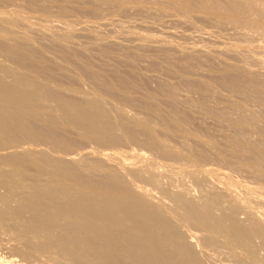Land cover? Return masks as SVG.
I'll list each match as a JSON object with an SVG mask.
<instances>
[{
    "label": "bare ground",
    "instance_id": "6f19581e",
    "mask_svg": "<svg viewBox=\"0 0 264 264\" xmlns=\"http://www.w3.org/2000/svg\"><path fill=\"white\" fill-rule=\"evenodd\" d=\"M160 1L174 13L200 14L212 22L224 21L264 35V0ZM145 2L0 0V233L20 245L15 251L34 258L45 256L55 264H206L205 252L213 246L228 249L230 254L224 253L233 264H264V124L259 125L255 140L239 129L222 139L195 125L187 129L191 116L177 105L181 101L174 98L176 86L177 91L166 81L156 87L169 97V103L163 98L167 111L156 105L155 95L145 93L140 111L145 116L128 117L124 103L131 106L138 101L129 95L135 85L126 75H102L89 56L96 38L102 42H98L99 52L95 48L98 53L107 55L111 43L95 31L96 42L89 40L91 46L78 42L73 22L63 20L64 14L69 16L79 8L87 18L97 19L101 6L141 7ZM84 3L89 6L84 8ZM50 19L62 25L51 24ZM113 46L111 51L116 53ZM183 57L186 70L195 72L203 64L228 94L236 91L242 99L264 104V79L249 74L251 68L242 65L248 63L239 54L238 64L226 60L221 66L209 55L202 56L203 60L190 54ZM72 67L78 69L75 75L71 74L74 69L68 72ZM80 82L97 87L104 98H115L121 106L113 99L117 105L109 106L111 98L105 102L93 89L82 92ZM205 86L196 87L202 96L211 90ZM192 105L198 112L203 102ZM251 116H241V125L258 121ZM96 148L106 150L101 156L97 150L96 157ZM82 150L84 154L79 155ZM175 169L179 171L176 180L172 178ZM215 172L221 178H214ZM184 176L191 179L189 185H178ZM152 191L161 202L152 199ZM12 259L8 260L16 261Z\"/></svg>",
    "mask_w": 264,
    "mask_h": 264
},
{
    "label": "rangeland",
    "instance_id": "374dc122",
    "mask_svg": "<svg viewBox=\"0 0 264 264\" xmlns=\"http://www.w3.org/2000/svg\"><path fill=\"white\" fill-rule=\"evenodd\" d=\"M145 1H147L148 3L145 2L143 4V6H141V7L140 6H137V5L134 6V4H133V6H132V4H130V5L127 4L128 6L125 5V6H122V8L121 7H118V9L117 8L116 9L111 8L112 6L111 7L109 6L110 7L109 9H108L107 6H104L105 7V9H104V7L101 6V9L100 10L101 11H104V12H101L100 11V15L101 16L98 15L97 19L87 18L86 14H85V12L83 11L82 8H79V10L77 9L76 11H74L72 13L69 12V16L67 15V13H66L67 16L65 14L63 15L64 16V19L63 20H67L68 19L69 22H70V20H71V22H73L72 24H73V27L75 28L74 29L75 30L74 32H76L75 35L78 36V38H77V41L78 42L81 41L85 45L88 44L89 40H90L91 43H95L96 41H97L96 43L100 42L99 40H97V38H96V41H95L94 40L95 39L94 36L92 37V31L93 32L95 31V32H98V34L101 35V36H106L105 38L104 37H102V38H103V40L106 41L107 44L109 42L111 43V44L109 43L110 44L109 46L115 45V46H113V49L115 48V49L118 50L116 53H115V50L114 51H111L112 50V48H111L112 46H111L110 47L111 49L110 48L108 49L109 50V53H105V51H104V53L107 54V55H104L102 53L103 51L100 52V53H98L100 51V47L98 46V45H100L99 43L98 44L95 43V47H93L94 45L92 44L91 50L92 49H94V50H93V52L91 51L92 53L91 52L89 53L90 54L89 56L90 57H93L92 58L93 59L92 61H96L94 63H96L95 65L97 67L94 66V68H96V70L98 69V72H102V75H104V76L106 75V77H109V78H124L125 75H126L125 79L126 78L129 79L130 81H132L131 82V85L132 84L135 85V87L132 86L131 89H133V90H130L129 91V95H131L130 96L131 98L133 97L135 99H138V101L134 100L133 103H130L131 106H129L128 103H124V105L126 104L125 105L126 107L124 105H122V106H124V108L122 107L123 108V112L125 113L127 111L125 114L127 115L129 113L127 116L128 117L131 116V118L133 116H141V113L142 112H140V111H143L141 108H142V104L144 102H146V101H144V99L146 100L145 97L147 95H152V96L155 95V97H153V98H155L154 101L156 102V105H158L159 107H163L161 109H163L164 112L167 111L166 105H168V104L165 103V102H167L169 100V99L167 100V98H169V97L166 94L162 93L160 91V89L158 88L159 85H160L159 82L162 84V83H164L166 81V83H164V84L169 83L167 85H170V83H171V86L170 87L173 86L174 90H175V86H176V89H178V91L175 90V91H177V94H176L177 97L174 96V98H177V100H180L181 101V102H178L177 105H179L182 108V110H184V112L186 111L185 113H186L187 116H189V115L191 116V117H189V120H190V123L189 124L190 125L189 124L186 125V128L187 129L192 128L195 125L197 127H200L201 129L209 130V132H212L213 135H215V136H217V135L220 134L221 135L220 137L217 136L219 139L220 138L222 139L224 137L222 135H227L228 136V134H233L234 132H238L240 130L245 135H247L248 132H249L248 135H253V136H250V137L254 138L253 140L259 139V136L256 137V135H257V132L256 131L258 130L259 125L264 124V116H263L264 115V104L263 103H259V102H255V100H253V99H252L253 100L252 101V100H250V98H246V99L243 98L242 99V98H240V97H242V95L241 94L239 95L238 93H236V91H233L235 93V95L234 94L231 95V93L228 94L229 92L226 91V88L225 89L224 88L221 89L219 87L220 86L223 87V86L221 84L219 85V83L218 84L215 83L216 80L214 79V77L212 76V74L210 72H208L209 70L207 69V67H205V65L202 64V65H200L199 67L196 68L195 72H192V71L190 72L189 69H187L188 70L187 71L186 68L182 67V62H183L182 59L184 58L183 56H185L186 54L187 55L190 54L191 56H193L194 58H198L199 60L200 59L203 60V57L202 56L209 55L210 57H212L211 60L213 61V63H215L216 65L219 63V65H217V66H221L222 62H226V60H228V62H232L233 61L232 63H237L238 64V62H237L238 61L237 60L238 57L237 56L239 54V57L240 58H243V62H244V60H246L247 62L245 61V63H248V65L247 64H244V63L242 65L243 66L244 65L248 66L249 67L248 69L251 68V71H250L251 73H249V74L254 75V76L257 75L256 77H259V78L261 76V79H264L263 78L264 77V35H259V33H257L256 31H254L252 29H249V28H246V27L245 28L244 27H234V26L230 25L228 22L227 23L225 22L226 24L224 23V21H222L223 22L222 24H221V22L220 23L219 22H216V21H213L212 22L210 20H207L205 18V16H202L200 14L197 15V14H194L193 13L191 15H183V14L176 13V12L174 13L171 9H168L165 5L161 4L160 3L161 2L160 0L159 1L158 0H145ZM252 1H255V0H252ZM87 3L90 5V2L89 1ZM87 3H84V5L86 4L84 6V8L86 6H89ZM155 5H157V6H155ZM161 6H163V7H161ZM106 8H107V10H106ZM120 8H121V10H120ZM262 8L264 10V4H263ZM80 9H82V11ZM168 10H170V11H168ZM52 12L53 13H56L57 12V9H53ZM156 13H157V15H156ZM72 14H74L75 16L72 15ZM99 16H100V19H98ZM42 19H44V18H42ZM36 20L37 19L34 20V18H31V21H36ZM50 20H52V21H49V22H51V24L62 25L58 21H54L53 19H50ZM40 22L41 23H45L43 21H40ZM219 24H220V26H219ZM177 25H179V26H177ZM89 31H91V33ZM146 38H147V41L146 40L145 41L147 43L144 42V41H142V39H146ZM185 39H186V41H185ZM242 39H244V40L242 41ZM90 42H89V46H91V43ZM100 43H102V42H100ZM142 43H143V47L144 46H147L148 49H146L145 47L142 48ZM144 43H146V44H144ZM96 45H97V47H96ZM119 46L123 50V51L122 50L120 51L121 53L119 52V50H120L119 49ZM134 46H135V48H134ZM98 47H99V50H98ZM208 47H209V49H208ZM95 48L98 50V52L96 51ZM143 49H144V51H143ZM168 49H169V51H168ZM108 50H107V52H108ZM134 51H136L135 52L136 55L139 56L140 58L143 55L142 56L143 58L137 59V56L132 54ZM234 51L235 52L237 51L236 52L237 54ZM184 52H186V54ZM95 53H98V54L95 55ZM118 53H120V54H118ZM129 53H131L132 55L129 54ZM138 53H139V55H138ZM183 53H184V55H183ZM241 53H242V55L244 57L242 55H240ZM252 53H254V54L252 55ZM121 54H122V57H123L122 59L120 57ZM161 54H162L163 57L162 56L159 57ZM149 55H150V57H149ZM128 56L130 57L129 59H128ZM118 57H120L119 60H118ZM50 58L53 59L54 57L50 56ZM132 58L133 59L135 58V60H133ZM179 58H181V59H179ZM229 58H230V60H229ZM54 59H55V61L56 60L57 61L59 60V62H61V60L59 58L58 59L57 58H54ZM54 59H53V61H54ZM126 59H128L129 61H126ZM131 59L133 61H131ZM241 63H242V61H241ZM131 64H133V65L130 66ZM172 64L175 65L174 67H176L177 64L180 65V66H177L176 68H174ZM239 65H241V64H239ZM98 66H100V67H98ZM129 66H130V68H129ZM101 68L102 69L104 68V70L102 71ZM72 69H74V71ZM76 69L72 67V68L68 69V72L70 70H72L71 71V74L73 75V73H74V75H75V73H78V69L77 70ZM245 69L247 70V67ZM107 71H109V72H107ZM247 72H249V71L247 70ZM114 74H115V76H114ZM122 75H123V77H122ZM136 77L138 78V80H137ZM204 81H205V84H204ZM213 81H214V85H212L213 84ZM82 82L88 83L87 81H82ZM186 82H187V84H185ZM200 82L201 83L203 82L204 85L201 84ZM84 83H82V84H81V82L79 83V86L81 87V91L82 92L83 91L86 92V90L87 91H91L93 89L91 92L94 91L95 94L100 95V96H103L102 98H104L103 93L101 95V92L100 91H97V90H99L97 87H95L93 85L90 86L91 85L90 83H88L90 85L84 84ZM206 83L208 85V88H209V86H211V90H213L214 88L216 90L214 89V91H211L210 89H208L207 93L202 96V94L199 93V91H198L197 88H198L199 85L200 86H205ZM188 84H190V85H188ZM196 84H197V86H196ZM215 84H216V87H213V86H215ZM82 85H84V86H82ZM207 85L205 86L206 88H207ZM88 86L90 88L91 87L92 88L90 89ZM156 86H158V87H156ZM93 87H95V88H93ZM152 92H154V93H152ZM145 93L147 95H145ZM150 93H152V94H150ZM159 94H160V96H159ZM161 94L162 95L164 94V95L162 96ZM142 95H144V96H142ZM105 97H106V98H104V100L106 99L105 102L107 100H109L110 98H111V100L113 99V100H116V102H117V99H115V98H112V97L108 98L107 96H105ZM163 98L165 100H167V101H165ZM113 100L112 101L109 100L111 103H109V101H107L109 103V106H110V104H111V106H113L112 103H116V102H113ZM183 100L185 102L188 101V103L190 101H192V100H193L192 103H195V101H202L203 102V105L198 109V112H196L194 109L197 110V108H194L191 102L189 104L187 103L189 105V108H188V105L186 106L185 105L186 103ZM248 100L250 102H248ZM245 101L247 102V104H246ZM169 102L170 101H168V103ZM117 103H118V105L121 106V102L120 103L117 102ZM117 103H116V105H117ZM138 103H139V105L141 103L142 104L139 106ZM132 104H134V105H132ZM135 104H137L136 107H134ZM182 104H183V106L185 105L184 106L185 109L183 108ZM190 106H192L194 109L191 108ZM233 106L235 107V109H234ZM182 110L180 109L179 111H181V113L183 114ZM188 110H189V113L187 112ZM206 110H207V112H205ZM218 111H219V113L217 114ZM245 111H246L247 114L245 113ZM131 113H133V114H131ZM136 113H138V114H136ZM255 113H256V116H255ZM143 114L145 116V113H142V116H143ZM222 114L223 115L225 114V115L223 116ZM251 114H252V116H254V118L257 117L258 121H255L256 119H254L251 116ZM248 115L251 116V118H253V121H255V123L253 122L250 125H241L240 121H242V119L244 117H246V116L248 117ZM234 116H235V118H234ZM239 116H240V118H239ZM241 116H243V118ZM190 118H192V119H190ZM248 118H250V117H248ZM191 120H192V122H191ZM260 120H261V122H260ZM256 122H259V123H257L258 125L256 124ZM203 126H205V127H203ZM248 126H250V127H248ZM234 129H235V131H234ZM241 129H243V130H241ZM243 131L246 132V133H244ZM225 132H226V134H225ZM224 148L225 147H223V146L221 147L222 150ZM97 150H99L98 153H97ZM103 150H106V149L105 148H101V150H100L99 148H96L94 150L93 155L96 156V153H97V156H101V155H103L102 154V151ZM107 150H109V148ZM83 152H84V150L80 151L79 152V155L80 154L83 155L84 154ZM146 155H147V152H146ZM148 155H150V154H148ZM212 166L210 165V167H212V168H215L216 166L219 167V165H217V164H215V167H214V165H212ZM225 169L226 168H223V169L221 168V170H223V171L226 172L227 169L226 170ZM178 172H179L178 169H177V171H176V169L173 170L172 173H175V174L174 175L172 174L173 177L172 176L171 177L172 178H174V176L179 177L178 175H176V174H179ZM168 173L171 175V173L169 171H168ZM213 173L214 172H212V174ZM214 176L212 175V178L213 177L214 178H216V177L217 178H221V177H219L220 175L217 174L216 172H215ZM188 178L189 177L184 176V178H181V180H179V181L177 180V184L180 185L181 183H183V184L189 185L191 179L189 178L190 180L188 182ZM174 179L176 180V177ZM197 193L198 192H195V194H197ZM160 198L161 197H160V195L158 193L156 194V193H154V191H152V199L154 201L161 202ZM9 238L10 237H9L8 234H6V233L4 234L2 232L0 233V259L2 260V261L0 260L1 261L0 263H4V264L5 263H7V264H9V263L15 264V262L21 260L20 262H17V264L18 263L19 264H23L24 262H25L24 264H55V263H53L52 261H50L45 256L40 257V258H34V257H30L29 254L22 253V252L20 253V252L15 251L16 249L14 250L13 248H15L16 246L20 247V245H18L17 243H15L14 240H11V239L9 240ZM13 245H14V247H13ZM221 249L222 250L216 248L215 246L210 247L209 250L212 251L211 253H213V254L211 255L209 253L210 252L209 250H207L205 252V255H207V256L211 255V257L209 256L210 258H208V260H207V256L204 255V257L206 258V259L204 258L206 260L205 263L206 264H210V263L211 264H230L231 262H229V261L230 260L232 261V257L230 255H228V254H230L229 252H226V250L227 251H229V250L228 249L225 250V248L224 249L221 248ZM25 250L26 251L27 250L29 251L28 248H26ZM224 252L225 253H228V254H225ZM228 256H229V259L227 258ZM10 258L11 259L12 258L15 259L16 261L13 262V263L10 262L11 261ZM3 259L5 260V262H4ZM231 264H233V261H232Z\"/></svg>",
    "mask_w": 264,
    "mask_h": 264
}]
</instances>
